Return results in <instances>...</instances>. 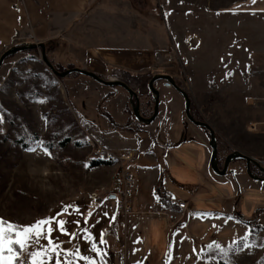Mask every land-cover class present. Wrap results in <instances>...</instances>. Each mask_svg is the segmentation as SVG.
I'll use <instances>...</instances> for the list:
<instances>
[{
  "label": "rangeland",
  "instance_id": "1",
  "mask_svg": "<svg viewBox=\"0 0 264 264\" xmlns=\"http://www.w3.org/2000/svg\"><path fill=\"white\" fill-rule=\"evenodd\" d=\"M102 1L111 6V12L123 16L127 33L132 36L133 31H139L144 37L137 40V54L150 52L141 56L140 62L137 58V68L108 65L105 71L92 72L89 69L96 70L93 63L99 57L93 56L90 49L70 48L71 41L61 37L44 41L15 38L0 55L11 47L42 43L48 61L59 72L78 67L103 79L127 84L137 93L140 114L146 118L153 107L148 82L155 74H167L189 96L192 117L215 128L220 168L225 156L233 151L245 155L260 152L257 149L262 140L243 131L247 115L243 105L230 104L227 96L220 99L210 95L203 98L205 103L198 113L189 75L183 71L181 57L167 36L160 0H95L87 12ZM21 2L14 0L13 9L18 10ZM93 42L100 43L93 40L85 44ZM154 87L159 93V104L163 99L172 106L166 125L154 136V142L166 153L151 150L150 165L159 170L156 173L170 202L187 203L191 213L190 218L184 216L187 226L203 244L198 258L194 255L195 243L184 246L180 264H264V182L248 175L242 160L232 161L225 175L212 173L204 161L198 137L180 127V120L184 125H193L184 115L180 93L166 87L163 81L155 82ZM118 92L125 101L120 111L115 99ZM214 100L223 102L213 104ZM119 113L126 120H117ZM151 124L133 118L129 96L122 89L104 87L78 74L64 78L53 75L41 61L40 49L7 57L0 67V220L26 226L70 199L88 196L94 201L100 194L118 193L121 189L123 195L121 171L132 176L125 166L127 161L121 165H87L85 160L91 153L88 142L121 154L119 147L110 140L103 141L101 136L115 132L117 137H133L136 130L147 132L146 127ZM193 126L206 133L204 145L210 151L208 132ZM92 194H97L96 199L91 198ZM131 207L133 212L132 201ZM22 259L27 260L21 254L19 260Z\"/></svg>",
  "mask_w": 264,
  "mask_h": 264
},
{
  "label": "crops",
  "instance_id": "2",
  "mask_svg": "<svg viewBox=\"0 0 264 264\" xmlns=\"http://www.w3.org/2000/svg\"><path fill=\"white\" fill-rule=\"evenodd\" d=\"M13 1L0 0V51L15 38L44 41L61 37L71 41L70 48L90 49L93 56L99 57L93 63L96 70L89 69L95 73L105 71L108 65L137 68V58L150 52L137 54V40L144 37L139 31H133L132 36L127 33L123 16L111 12V6L103 1L88 12L95 0H21L18 10L13 9ZM160 3L167 36L181 57L183 71L189 75L198 113L205 103L203 98L210 95L220 99L227 96L230 104L243 105L247 113L243 131L262 140L259 153L246 152V155L264 167V0H160ZM127 39L132 40L131 44L126 43ZM93 40L100 43L85 44ZM115 99L120 111L124 97L118 92ZM222 102L214 100L213 104ZM171 106L160 99L157 117L146 127L147 132L136 130L135 136L128 138L117 137L115 132L100 135L103 141L110 140L119 147V153L133 154L125 164L134 179L132 214H123L121 189L118 193L100 194L94 201L88 196L70 199L28 225L53 217L48 235L58 249L78 250L75 264H180L184 246L193 243L198 258L202 243L187 226L185 215L190 218V211L184 214L176 206L181 200L171 202L169 208L175 213L174 222L146 213L152 206H162L149 193L160 183L156 173L159 170L150 165L151 150L166 153L154 142V136L166 125ZM179 107L180 104L177 112ZM195 117L199 119L200 115ZM120 118L126 120L119 113L116 119ZM180 127L198 137L204 161L209 165L210 151L204 145L206 133L189 123L184 125L181 120ZM57 221L64 222L66 233L60 230ZM47 243V239L40 240L41 245ZM32 247H36L35 242ZM22 255L27 258V253Z\"/></svg>",
  "mask_w": 264,
  "mask_h": 264
},
{
  "label": "water",
  "instance_id": "3",
  "mask_svg": "<svg viewBox=\"0 0 264 264\" xmlns=\"http://www.w3.org/2000/svg\"><path fill=\"white\" fill-rule=\"evenodd\" d=\"M34 49H40L41 61L43 62L45 67L56 77L64 78L70 74H78V75L88 77V78L92 79L93 81H95L96 83H98L104 87L120 88V89L124 90L129 96V104L131 107V112H132L133 118L136 121H138L139 123H142L145 125L151 124L155 120V118L157 117V113H158V109H159V93L155 89L154 83L157 81H163L164 85L166 87H172L173 89L178 91V93H180V95L182 96L183 101H184V115H185L186 119L190 123L195 125L196 127L204 129L205 131L208 132V134H209L208 146L210 148L209 168L212 171V173H214L215 175H219V176L225 175L229 171L228 167L232 161L242 160V161H244V169L248 173V175H250L252 178H254L258 181L264 182V168L262 167V165L260 163H258L255 159H253V158H251V157H249V156H247L241 152L233 151V152L229 153L228 155H226L224 160H223L222 167L221 168L219 167L218 160H217V145H216V139H215V134H214L213 129L207 123H205L203 121H197L192 117L191 112H190V98H189V96L187 95V93L185 91H183L177 85V83L175 82V80L171 76H169L167 74H155L149 80L148 89H149V91L151 93V97L153 99V107H152L151 115L146 118L140 114V104H139V99H138L137 93L135 91H133L127 84H125L124 82H120V81H110L107 79H103V78L99 77L98 75H96L92 72L86 71V70L78 68V67H73V68L64 70L62 72H59L48 61L46 54H45V46L42 43L26 44V45H23L20 47H11V48L5 50L0 55V67L7 57L14 55L18 52L34 50ZM252 167L257 168L258 171L263 175V177L255 175L251 171Z\"/></svg>",
  "mask_w": 264,
  "mask_h": 264
},
{
  "label": "snow or ice",
  "instance_id": "4",
  "mask_svg": "<svg viewBox=\"0 0 264 264\" xmlns=\"http://www.w3.org/2000/svg\"><path fill=\"white\" fill-rule=\"evenodd\" d=\"M53 219L48 217L26 226L0 220V264H25V261L19 260L22 253H27L26 264H75L74 258L78 256V250L70 252L68 249H58V245L48 235L52 231L50 225ZM63 223L57 221V226H61L60 230L66 233ZM41 239H47L48 243L41 245ZM33 242L36 244L35 248L32 247ZM61 256L63 260L60 259ZM80 259L88 260L87 257Z\"/></svg>",
  "mask_w": 264,
  "mask_h": 264
},
{
  "label": "built area",
  "instance_id": "5",
  "mask_svg": "<svg viewBox=\"0 0 264 264\" xmlns=\"http://www.w3.org/2000/svg\"><path fill=\"white\" fill-rule=\"evenodd\" d=\"M110 81H116L113 79ZM88 146L91 148V153L86 157L85 163L87 165H92L94 163H119L120 165L124 161H128L132 158L131 152H125L121 154L114 153L108 149L97 146L94 142L89 141ZM122 166H120L121 168ZM121 180L123 186V195H122V211L124 215H129L132 212L131 201L133 198V186L134 179L128 171H121ZM97 194H92L91 198L96 199ZM176 206L179 210H181L184 214L188 213L187 203L184 201H178ZM148 214L158 215L164 217L169 222L175 221V213H173L169 208L164 206H152L149 208ZM21 261H25L26 259H22Z\"/></svg>",
  "mask_w": 264,
  "mask_h": 264
},
{
  "label": "trees",
  "instance_id": "6",
  "mask_svg": "<svg viewBox=\"0 0 264 264\" xmlns=\"http://www.w3.org/2000/svg\"><path fill=\"white\" fill-rule=\"evenodd\" d=\"M102 163H94L91 166H98ZM104 164H111V163H104ZM151 195L156 196L157 200L160 202V204L166 208H170L172 207L171 202H170V198L164 194L165 191L163 190V187L161 186V184L159 183L151 192H149ZM163 195V196H161ZM219 264H224V263H219Z\"/></svg>",
  "mask_w": 264,
  "mask_h": 264
},
{
  "label": "flooded vegetation",
  "instance_id": "7",
  "mask_svg": "<svg viewBox=\"0 0 264 264\" xmlns=\"http://www.w3.org/2000/svg\"><path fill=\"white\" fill-rule=\"evenodd\" d=\"M255 174H257V175H259V176H261L262 177V174L255 168Z\"/></svg>",
  "mask_w": 264,
  "mask_h": 264
},
{
  "label": "bare ground",
  "instance_id": "8",
  "mask_svg": "<svg viewBox=\"0 0 264 264\" xmlns=\"http://www.w3.org/2000/svg\"><path fill=\"white\" fill-rule=\"evenodd\" d=\"M111 80H113V79H111Z\"/></svg>",
  "mask_w": 264,
  "mask_h": 264
}]
</instances>
